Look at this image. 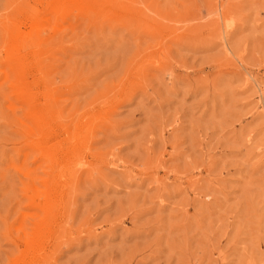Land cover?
I'll return each instance as SVG.
<instances>
[{
  "label": "rangeland",
  "instance_id": "rangeland-1",
  "mask_svg": "<svg viewBox=\"0 0 264 264\" xmlns=\"http://www.w3.org/2000/svg\"><path fill=\"white\" fill-rule=\"evenodd\" d=\"M0 264H264V0H0Z\"/></svg>",
  "mask_w": 264,
  "mask_h": 264
}]
</instances>
